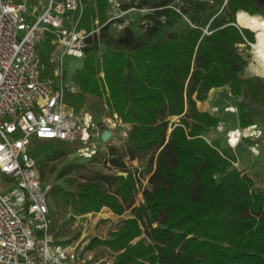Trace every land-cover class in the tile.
<instances>
[{"label":"trees","instance_id":"16d2710c","mask_svg":"<svg viewBox=\"0 0 264 264\" xmlns=\"http://www.w3.org/2000/svg\"><path fill=\"white\" fill-rule=\"evenodd\" d=\"M83 2L89 7L82 27L95 17L105 24L108 0ZM132 8L148 12L146 23L138 32L127 26L119 34L112 27L124 25L123 19L105 25L75 75L81 93L67 96L76 113L88 105L99 113L108 107L109 115L116 114L130 127L128 138L121 148L110 146L102 159L96 155L88 164L66 163L61 177H68L74 190L54 186L50 197L55 207L72 211V217L104 208L117 216L131 211L108 239L95 238L86 248L106 247L113 264H264V183L257 187L253 176L233 168L237 155L231 149L205 140L221 119L197 107L212 90L229 87L234 99L246 97L249 105L264 109V79L244 76L248 62L240 52L241 46L256 44L255 35L237 25L239 13L264 18V4L121 3L123 11ZM101 72L108 90L106 105L97 100L102 95ZM89 97H96L95 102L89 104ZM241 101L240 126L256 125L257 116ZM69 145L43 141L31 154L57 161L70 156ZM145 157L141 178L126 161L142 162ZM139 193L143 201L136 206Z\"/></svg>","mask_w":264,"mask_h":264},{"label":"built area","instance_id":"2783aa9c","mask_svg":"<svg viewBox=\"0 0 264 264\" xmlns=\"http://www.w3.org/2000/svg\"><path fill=\"white\" fill-rule=\"evenodd\" d=\"M108 1L119 14L100 27L96 22V28L88 31L82 27L83 0H48L32 25L28 18L38 9L30 13L29 0H0V264H88L84 237L64 241L54 236L52 186L43 183L30 147L33 140L58 141L79 144L77 152L82 155L98 152L102 126L111 119L96 124L93 116H78L68 106L67 93H78L79 88L65 82L64 60L85 59L91 41L105 25L136 11H123L119 0ZM46 34L53 37L50 63L55 68L52 77L42 78L38 46ZM112 118L114 129L125 127L116 114ZM234 132L239 139L246 137L242 130ZM81 226L86 231L88 224Z\"/></svg>","mask_w":264,"mask_h":264},{"label":"rangeland","instance_id":"374dc122","mask_svg":"<svg viewBox=\"0 0 264 264\" xmlns=\"http://www.w3.org/2000/svg\"><path fill=\"white\" fill-rule=\"evenodd\" d=\"M123 5L132 4L133 2H138L139 0H119ZM109 2V1H108ZM48 0H29L27 3V8L30 13L33 12L34 8L38 9L37 14L34 17L30 16L28 18L29 25H32L37 18H39L46 6ZM110 4V2H109ZM85 6L89 7V3H84ZM118 15V10L110 4V9L108 11V19L111 17H115ZM148 12L143 11H131L123 16L124 25L118 26L113 25L112 32L115 34H119L125 27L131 26L136 32L140 30V27L146 23L145 16ZM74 14H71V18H73ZM106 21V22H107ZM98 22V26H102L98 17L92 18L90 22H88L84 28L86 30H92V28H96ZM105 22V23H106ZM238 24L251 32L254 33L256 44L255 46H260L264 50V18L262 17H251L242 13L238 14ZM53 37L50 34H46L42 41L39 42V57L42 62V78L52 77L53 69L55 66L50 63L52 58V54L54 51V46L52 45ZM104 48V46H102ZM102 52V50H101ZM240 52L243 54L244 58L247 60L248 65L244 71L245 77H260L264 79V62L261 60L259 54L252 48L251 46L247 48L246 45L240 47ZM88 54V52H87ZM85 59H77L74 57H66L64 60L65 67V82L71 85H75L79 88V92L81 93L80 87L75 82V75L78 71L83 69L85 64ZM99 79L101 80L102 86V95L98 97L97 100L102 99L104 104L107 103L108 90L104 83V74L101 72L99 74ZM221 92L226 93L227 95L222 96ZM78 93H67L66 95V103L69 107H71L68 103L67 96L69 94H78ZM96 97H89V104L94 103ZM242 99H234L231 95V90L229 87L214 90V92L209 93V97L205 102H198L197 107L202 112H209L212 115L218 116L221 119V122L216 128L209 130L205 135V139L209 142L215 141L219 142L223 149H231L232 152L236 153L237 161L233 164V168L238 169L244 173L250 174L255 178L256 186L262 187L264 183V120L262 117L257 116L256 125L257 128L248 130V128H242L240 126L239 121V110L237 107L238 101L240 102ZM90 107V105H88ZM89 107H85L79 113H74L78 116H84L85 113L94 117V121L96 124H102L103 120L107 118L111 119L105 122L102 126L103 129H111L114 132V137L107 142L104 143L102 141H98L97 149L98 152L95 155L91 154H79L77 150L81 147L79 144L69 145V148L72 150L70 156L67 158H62L57 161H46L45 157H41L38 159L39 161V171L44 184L52 186V188L56 185L64 186L67 189L74 190L69 187L66 182L68 177H61V173L65 168L66 163L71 162L73 160H78L79 163L88 164L90 160L96 155H99L100 159H102L108 148L110 146H116L121 148L126 143L128 138V132L130 130L129 126L121 127L118 126L114 129L112 125V121L114 120L111 115H109V110L105 112L99 113L95 111V109L90 110ZM230 108V111L227 109ZM237 109V111H236ZM262 109V108H260ZM264 110V109H263ZM95 111V112H94ZM95 113V114H94ZM113 119V120H112ZM173 121H177V118H174ZM235 129L244 131L246 137H242L239 139L238 145H231V141L229 142L230 136L232 137V131ZM248 134V135H247ZM251 135V136H250ZM247 138V139H246ZM37 143L36 140H33L32 146L30 150H34ZM148 157L142 162L134 161L132 163H127L128 169L132 172H139L140 177L143 178L145 169L147 167L146 161ZM95 168H101L100 165L94 163L92 165ZM71 176H79L77 173H72ZM146 179H143V186H146L148 181V177L145 175ZM0 184L2 181L0 179ZM52 192V191H51ZM143 197H136V206L142 203ZM50 206H51V217L53 220V233L54 236H57L59 233V240L64 241H77L84 237V243L86 246L90 244V242L99 238L100 240H106L110 237L111 232H115L122 225L123 221L130 218L132 215L131 211L126 212L123 216H117L113 212H111L108 208L102 209L98 213H91L87 215H82L83 217L74 216L79 218L75 220L72 217V211L67 210L66 208L59 210L55 207L52 198L50 197ZM78 223L77 226L73 225V221ZM82 224H88L87 230H83ZM85 259L88 264H113L114 257L110 250H108L104 246L96 247L93 250H88Z\"/></svg>","mask_w":264,"mask_h":264},{"label":"water","instance_id":"95a60500","mask_svg":"<svg viewBox=\"0 0 264 264\" xmlns=\"http://www.w3.org/2000/svg\"><path fill=\"white\" fill-rule=\"evenodd\" d=\"M257 1H258L259 4H264V0H257ZM237 25L239 26L238 22H237ZM239 27L242 28V29H246V28H244L242 26H239ZM221 95L225 96L227 94L221 92ZM241 103H242L243 106L246 107L248 112L252 113L255 116H260L264 120V110L263 109H260V108H258L256 106L249 105L247 103L246 97H243ZM100 139L104 143L109 142L112 139V131L110 129H103L102 132H101V135H100ZM119 175H122V176H125V177L127 176L126 173H119Z\"/></svg>","mask_w":264,"mask_h":264},{"label":"bare ground","instance_id":"6f19581e","mask_svg":"<svg viewBox=\"0 0 264 264\" xmlns=\"http://www.w3.org/2000/svg\"><path fill=\"white\" fill-rule=\"evenodd\" d=\"M255 50L259 54L261 60L264 62V50L260 46H255ZM238 141H239V134L237 132H232L231 145L236 146Z\"/></svg>","mask_w":264,"mask_h":264},{"label":"crops","instance_id":"0c3cea01","mask_svg":"<svg viewBox=\"0 0 264 264\" xmlns=\"http://www.w3.org/2000/svg\"><path fill=\"white\" fill-rule=\"evenodd\" d=\"M211 92H214V90H212Z\"/></svg>","mask_w":264,"mask_h":264}]
</instances>
